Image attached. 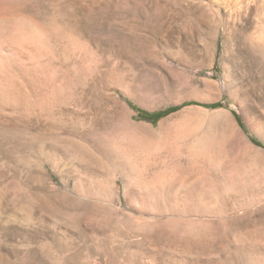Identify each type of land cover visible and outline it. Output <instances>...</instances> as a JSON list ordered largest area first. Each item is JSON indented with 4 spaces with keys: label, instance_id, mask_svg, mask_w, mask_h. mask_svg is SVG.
Returning a JSON list of instances; mask_svg holds the SVG:
<instances>
[{
    "label": "rangeland",
    "instance_id": "rangeland-1",
    "mask_svg": "<svg viewBox=\"0 0 264 264\" xmlns=\"http://www.w3.org/2000/svg\"><path fill=\"white\" fill-rule=\"evenodd\" d=\"M14 3L0 264H264V0Z\"/></svg>",
    "mask_w": 264,
    "mask_h": 264
},
{
    "label": "bare ground",
    "instance_id": "bare-ground-1",
    "mask_svg": "<svg viewBox=\"0 0 264 264\" xmlns=\"http://www.w3.org/2000/svg\"><path fill=\"white\" fill-rule=\"evenodd\" d=\"M14 4H15L14 0H0V19H2V17L6 16L8 13H12L15 10ZM39 57H40L39 52L32 51V47L29 44L22 45L19 44L16 40H12V39H8L7 41H5L4 37H2L0 34V66L5 67L4 70L0 71V82L3 81V83L5 84V86L3 87L1 86L2 88L0 87V90H4V91L6 90L7 92L8 91L12 92L11 90H14L15 92L16 90L17 92V90L20 89L15 86L16 82L18 81L23 82L25 80L35 79L38 78L40 75H42L44 70L43 67L45 65L43 66V64H41L40 62L41 60ZM106 121L108 122V120ZM118 127L119 126H117V128ZM117 128L114 129L116 130Z\"/></svg>",
    "mask_w": 264,
    "mask_h": 264
},
{
    "label": "trees",
    "instance_id": "trees-1",
    "mask_svg": "<svg viewBox=\"0 0 264 264\" xmlns=\"http://www.w3.org/2000/svg\"><path fill=\"white\" fill-rule=\"evenodd\" d=\"M178 108L179 107H172V108H168L164 111L153 113V114L146 113L143 111H137L138 112V118L143 119V120H149L152 122H156L161 117L166 116V115L178 110Z\"/></svg>",
    "mask_w": 264,
    "mask_h": 264
}]
</instances>
